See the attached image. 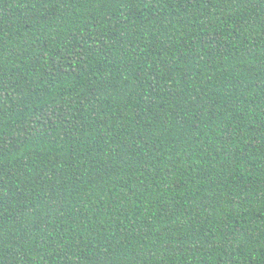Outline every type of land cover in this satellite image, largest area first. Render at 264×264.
<instances>
[{
  "label": "trees",
  "instance_id": "16d2710c",
  "mask_svg": "<svg viewBox=\"0 0 264 264\" xmlns=\"http://www.w3.org/2000/svg\"><path fill=\"white\" fill-rule=\"evenodd\" d=\"M0 264H264V0H0Z\"/></svg>",
  "mask_w": 264,
  "mask_h": 264
}]
</instances>
